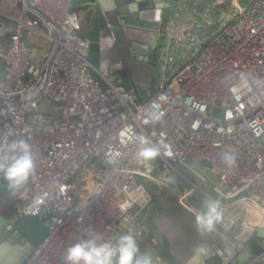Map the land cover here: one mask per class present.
I'll use <instances>...</instances> for the list:
<instances>
[{
    "label": "built area",
    "instance_id": "obj_1",
    "mask_svg": "<svg viewBox=\"0 0 264 264\" xmlns=\"http://www.w3.org/2000/svg\"><path fill=\"white\" fill-rule=\"evenodd\" d=\"M32 1L62 38L14 19L9 44L0 47V95L22 96L46 63L30 60L24 31L59 43L43 91L0 105V157L23 139L35 161L19 213L48 222L22 264H65V249L93 234L137 239L138 216L154 194L141 179L189 211L196 198L223 199L222 208L239 210L243 228L264 230V0H215L202 10L195 0H174L164 25L145 26L155 32L157 69L143 98L94 78L72 0ZM47 100L57 114L42 111ZM137 136L160 149L151 171L137 163ZM94 165L92 182L81 185ZM226 236L231 255L243 249Z\"/></svg>",
    "mask_w": 264,
    "mask_h": 264
},
{
    "label": "crops",
    "instance_id": "obj_2",
    "mask_svg": "<svg viewBox=\"0 0 264 264\" xmlns=\"http://www.w3.org/2000/svg\"><path fill=\"white\" fill-rule=\"evenodd\" d=\"M195 1L200 10L205 7L215 8V0ZM238 1L249 4L252 0ZM173 2L174 0H72V9L79 17L78 35L90 42L88 59L94 67V78L102 85L105 84L103 77L122 86L126 82L140 98L146 96L153 78L154 60L150 61V56L145 60L146 56L142 55L141 62H129L132 57H141L140 51L145 41L155 38L153 32H149L145 26L158 23L164 25ZM26 10L23 0H0V12L3 13L0 19V47L8 46L9 35L15 25L14 19L32 20L25 16ZM39 22V26L44 28L45 22ZM139 25L143 26L144 32L137 30ZM24 38L31 47L30 60L35 63L45 62L49 40L42 34L27 29L24 31ZM132 47H138L139 52L132 53ZM1 73L0 62V76ZM45 103L52 106L53 111L49 113L57 114V104L51 100ZM0 185V217L5 224L11 225L13 217L19 213L24 203L23 193L21 190L13 194L2 178ZM214 198L227 203L223 199ZM205 200H192L195 210L189 211L177 203L175 196L167 191L156 190L152 202L138 216L137 242L140 251L149 252L157 258L158 264H187L193 250L203 244L208 249L207 255L203 257V264H264L260 261L264 256V230L243 228L240 213L235 209L222 208L223 220L216 225L214 232H197L194 214L202 210ZM1 232L0 264H22L33 246H28L27 240L16 232L0 230ZM226 235L241 243L243 249L231 255Z\"/></svg>",
    "mask_w": 264,
    "mask_h": 264
},
{
    "label": "clouds",
    "instance_id": "obj_3",
    "mask_svg": "<svg viewBox=\"0 0 264 264\" xmlns=\"http://www.w3.org/2000/svg\"><path fill=\"white\" fill-rule=\"evenodd\" d=\"M135 153L137 163L151 171V162L161 155L160 149L152 145L144 136H137ZM166 155H171L170 152ZM225 162L235 163V157L225 155ZM35 161L31 145L25 140H17L8 145L7 153L0 157V178L7 182L13 194L19 193L32 178ZM197 232L212 233L223 220V209L217 199H206L202 210L194 214ZM208 253L203 244L193 250L187 264H203ZM65 264H158L149 252H141L136 236L132 233L120 235L115 242L105 240L100 234H93L65 249Z\"/></svg>",
    "mask_w": 264,
    "mask_h": 264
},
{
    "label": "water",
    "instance_id": "obj_4",
    "mask_svg": "<svg viewBox=\"0 0 264 264\" xmlns=\"http://www.w3.org/2000/svg\"><path fill=\"white\" fill-rule=\"evenodd\" d=\"M23 3L27 9L26 11H24V14L26 17L31 18L35 22L44 21L45 26L49 28L56 37H58L59 39L62 38V32L59 26L54 21H52L38 6H36L32 0H23ZM158 14L159 12L157 11L156 17H158ZM137 30H141L142 32H144L142 25L137 26ZM148 31L150 32V30ZM155 46H156L155 38L154 40L151 38V40L145 41V43H143L142 50L140 51L141 57H139L138 59L132 57V60L129 63L135 64V63L141 62L143 58L142 55H145L146 56L145 60H147L149 56L154 55ZM58 48H59V43H56L54 46L49 43L47 54H46L47 60H46V63H45V66L42 72L40 73L38 77V80L36 81L34 85V88L29 90L22 96L19 94L0 95V105L18 104L23 101L27 102L31 99L36 98L44 89V85H45V82L47 80V77L50 71L52 60ZM131 50H132V53L134 54L139 52L138 47L137 48L132 47ZM237 211L239 212V210ZM11 222H12L11 225H7L5 224V222H3V218L0 217V230L2 231L4 230L5 232L13 231V232H16V234H20L22 237H24L27 240V242L29 243L28 246H33V247L36 246L38 243L42 241V239L46 235V230H47V225H48V222L46 220H40L37 217L27 216L25 214L19 213L13 217ZM1 234L2 232L0 233V237H1ZM261 253L258 252V254H261ZM246 255H249V254L247 253ZM250 258L251 257H249V259ZM260 261L264 263V256L260 259Z\"/></svg>",
    "mask_w": 264,
    "mask_h": 264
},
{
    "label": "rangeland",
    "instance_id": "obj_5",
    "mask_svg": "<svg viewBox=\"0 0 264 264\" xmlns=\"http://www.w3.org/2000/svg\"><path fill=\"white\" fill-rule=\"evenodd\" d=\"M243 1H244V0H243ZM0 19H2V18H0ZM156 58H157V53H156L155 55L150 56V59H151L150 61L154 60V63H155V66L153 65V71H152V75H153V76H152V77H154V75L156 74V69H157ZM151 80H152V79H151ZM127 85H128V84H126V82H125V85H124L123 87H124L126 90H129V89H130V86H127ZM52 103L56 104L54 101H52ZM42 111H43L44 113H49L50 111H53V109H52V106H49L48 103H45V104H44V109L42 108ZM155 162L158 163L157 160H155ZM81 170H83V169H81ZM86 170H89V171H90V175L88 176V181H87V180H86V181H83V183H81V185L88 187L90 181L93 179V173H94V171H95V170H98V168L96 167V165H94V166H89V168L86 169ZM141 181H142L146 186L151 187V188L153 189L154 192H156V189L154 188L155 186L152 185L150 182H148V181H146V180H144V179H141ZM156 187H157V186H156ZM157 191H158V190H157Z\"/></svg>",
    "mask_w": 264,
    "mask_h": 264
}]
</instances>
